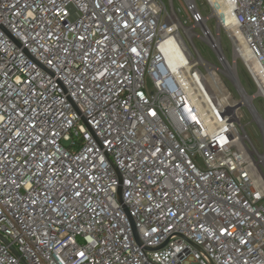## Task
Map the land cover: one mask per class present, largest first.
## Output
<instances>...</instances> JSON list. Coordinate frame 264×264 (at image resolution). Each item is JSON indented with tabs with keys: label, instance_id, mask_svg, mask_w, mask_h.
<instances>
[{
	"label": "built area",
	"instance_id": "built-area-1",
	"mask_svg": "<svg viewBox=\"0 0 264 264\" xmlns=\"http://www.w3.org/2000/svg\"><path fill=\"white\" fill-rule=\"evenodd\" d=\"M178 2L0 0V264H264V0Z\"/></svg>",
	"mask_w": 264,
	"mask_h": 264
},
{
	"label": "rangeland",
	"instance_id": "rangeland-1",
	"mask_svg": "<svg viewBox=\"0 0 264 264\" xmlns=\"http://www.w3.org/2000/svg\"><path fill=\"white\" fill-rule=\"evenodd\" d=\"M174 2L176 6H179L178 0H174ZM213 24H214L213 21L210 22L211 26H213ZM221 41H222V45H223L226 56L228 57L229 60H231L233 58L232 46L225 32L222 33ZM196 45L206 60L210 61L211 63L217 66L220 65V63L216 59L215 54L212 52V50L209 48V46H207L205 42H203L200 39H196ZM238 75H239L240 81L243 87L245 88V90L250 95L254 94L256 92V88L254 84L252 83L249 75L247 74L243 64L240 61L238 64ZM230 85L233 88L234 93H237L233 85L231 83ZM254 105L256 106L260 114H262L264 117V100L262 98H256L254 100ZM239 117L241 119V123L243 124L245 128L246 134L250 137L253 143L258 147L259 151H262L263 142L261 140L259 127L257 123L253 120V117L249 113V110L247 109L246 106L240 109Z\"/></svg>",
	"mask_w": 264,
	"mask_h": 264
},
{
	"label": "water",
	"instance_id": "water-1",
	"mask_svg": "<svg viewBox=\"0 0 264 264\" xmlns=\"http://www.w3.org/2000/svg\"><path fill=\"white\" fill-rule=\"evenodd\" d=\"M120 190H121V189H120ZM137 240L139 241L138 237H137ZM4 241H5V242H8L6 239H4ZM11 249H12V251L14 252V254H15L16 256H19V257H20V259H21V261L23 262V264H27L26 261L24 260V258H22V257L20 256V254L18 253V251H17L14 247H11Z\"/></svg>",
	"mask_w": 264,
	"mask_h": 264
},
{
	"label": "bare ground",
	"instance_id": "bare-ground-1",
	"mask_svg": "<svg viewBox=\"0 0 264 264\" xmlns=\"http://www.w3.org/2000/svg\"><path fill=\"white\" fill-rule=\"evenodd\" d=\"M167 59H168V61H169L170 63H173V60H172V58H171L170 56L167 55ZM214 79H215V78H214Z\"/></svg>",
	"mask_w": 264,
	"mask_h": 264
}]
</instances>
